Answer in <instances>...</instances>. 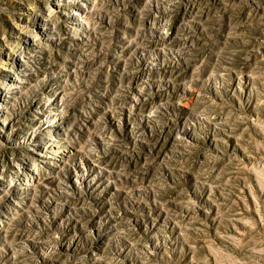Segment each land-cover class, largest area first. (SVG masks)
<instances>
[{
  "label": "rangeland",
  "instance_id": "374dc122",
  "mask_svg": "<svg viewBox=\"0 0 264 264\" xmlns=\"http://www.w3.org/2000/svg\"><path fill=\"white\" fill-rule=\"evenodd\" d=\"M0 264H264V0H0Z\"/></svg>",
  "mask_w": 264,
  "mask_h": 264
},
{
  "label": "bare ground",
  "instance_id": "6f19581e",
  "mask_svg": "<svg viewBox=\"0 0 264 264\" xmlns=\"http://www.w3.org/2000/svg\"><path fill=\"white\" fill-rule=\"evenodd\" d=\"M56 140V139H55Z\"/></svg>",
  "mask_w": 264,
  "mask_h": 264
}]
</instances>
